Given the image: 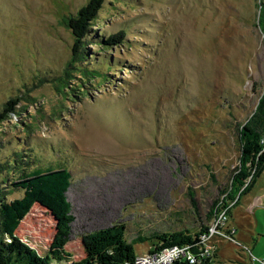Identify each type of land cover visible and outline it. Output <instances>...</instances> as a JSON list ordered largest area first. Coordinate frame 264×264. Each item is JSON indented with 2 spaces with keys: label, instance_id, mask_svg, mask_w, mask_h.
I'll return each mask as SVG.
<instances>
[{
  "label": "rangeland",
  "instance_id": "1",
  "mask_svg": "<svg viewBox=\"0 0 264 264\" xmlns=\"http://www.w3.org/2000/svg\"><path fill=\"white\" fill-rule=\"evenodd\" d=\"M87 2L0 0V112L18 100L0 120L6 201L22 174L64 167L74 263L82 236L121 224L136 257L155 243L139 239L187 231L204 263L264 264V172L233 186L264 87L261 0H105L74 54L66 20ZM55 233L38 205L16 230L40 256Z\"/></svg>",
  "mask_w": 264,
  "mask_h": 264
},
{
  "label": "trees",
  "instance_id": "2",
  "mask_svg": "<svg viewBox=\"0 0 264 264\" xmlns=\"http://www.w3.org/2000/svg\"><path fill=\"white\" fill-rule=\"evenodd\" d=\"M105 0H88L74 16L69 17L67 27L74 38L73 53L77 54L84 45V38L88 33L91 22H93ZM259 27L264 32V0L259 4ZM123 33L108 37L103 44L115 46L123 41ZM83 75L88 76L86 70ZM17 99L8 100L0 112V120L6 114L14 111ZM264 135V87L262 97L256 110L247 123L241 128L239 137L242 145L241 166L238 178L233 181V186L243 185V181L254 171L259 177L264 172V154L257 157L262 151L260 140ZM246 165H249L247 168ZM3 167L0 166V175ZM250 170V171H249ZM71 185V173L67 168L58 167L55 170L48 167L45 170L39 168L22 174L18 182L10 184V187L22 192L20 199L10 202L6 201L0 189V264H57L63 261L69 262L71 257L64 250L69 236L70 223L74 220L70 215V204L67 201L66 192ZM234 188V187H233ZM229 200H234L230 197ZM237 203V202H236ZM219 204V205H218ZM215 206L214 215L225 210L227 203L219 202ZM40 206L47 210L56 221V233L44 256L38 255L35 249L26 245L16 235L20 223L30 212L33 206ZM223 205V206H222ZM226 212L230 216V209ZM124 225H113L108 228L92 232L81 237L83 258L74 264H122L132 261L135 257L134 246L124 240ZM207 229L203 228L201 232ZM199 235V233H198ZM198 235L191 236L188 232H177L173 234H153L150 238L139 239L140 243L153 241L152 252L159 251L165 247L182 246L188 247L190 252L197 254ZM204 261V260H203ZM200 260L199 264H207ZM175 264H189L187 261H177Z\"/></svg>",
  "mask_w": 264,
  "mask_h": 264
},
{
  "label": "built area",
  "instance_id": "3",
  "mask_svg": "<svg viewBox=\"0 0 264 264\" xmlns=\"http://www.w3.org/2000/svg\"><path fill=\"white\" fill-rule=\"evenodd\" d=\"M261 144H264V137L262 136L260 140ZM227 221V216L223 212L220 213L216 224L213 227L217 226V224L223 225ZM213 231V228L211 229ZM197 254H193L190 252L188 247L182 246H172L165 247L159 251H153L150 253H145L139 255L138 257H134L132 261L124 262L122 264H175V262L183 260L187 261L189 264H199L200 260L204 259L205 255H208L209 252L206 247L197 248ZM72 259V258H71ZM74 260L69 259L68 264H74Z\"/></svg>",
  "mask_w": 264,
  "mask_h": 264
}]
</instances>
